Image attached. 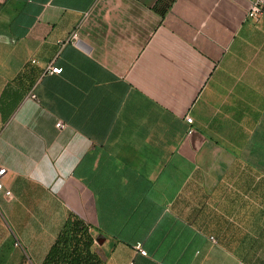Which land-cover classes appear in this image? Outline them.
Instances as JSON below:
<instances>
[{
  "label": "crops",
  "instance_id": "1",
  "mask_svg": "<svg viewBox=\"0 0 264 264\" xmlns=\"http://www.w3.org/2000/svg\"><path fill=\"white\" fill-rule=\"evenodd\" d=\"M254 1L0 0L6 214L57 234L81 218L105 264H264Z\"/></svg>",
  "mask_w": 264,
  "mask_h": 264
},
{
  "label": "rangeland",
  "instance_id": "2",
  "mask_svg": "<svg viewBox=\"0 0 264 264\" xmlns=\"http://www.w3.org/2000/svg\"><path fill=\"white\" fill-rule=\"evenodd\" d=\"M6 207V200L0 196V236H8L6 251L13 253V260L18 264H40L57 232L40 233L38 218L24 216L19 206H15L19 216H8Z\"/></svg>",
  "mask_w": 264,
  "mask_h": 264
},
{
  "label": "trees",
  "instance_id": "3",
  "mask_svg": "<svg viewBox=\"0 0 264 264\" xmlns=\"http://www.w3.org/2000/svg\"><path fill=\"white\" fill-rule=\"evenodd\" d=\"M95 241L93 227L81 218L70 215L42 264H105Z\"/></svg>",
  "mask_w": 264,
  "mask_h": 264
},
{
  "label": "built area",
  "instance_id": "4",
  "mask_svg": "<svg viewBox=\"0 0 264 264\" xmlns=\"http://www.w3.org/2000/svg\"><path fill=\"white\" fill-rule=\"evenodd\" d=\"M91 11H94V9ZM96 11L98 14L102 15L101 9L97 8ZM86 14L88 15L89 13L87 12ZM263 14H264V0H255L251 4L250 8L247 11V15L251 18H254V19H259ZM79 40H82V39H79V33L76 30L64 41V43L69 42V43H72L74 45H77ZM62 71H63V69L61 67L54 66L52 63H50L46 67V72L50 73V74H60ZM30 97L33 99H37V96L33 93L30 94ZM187 121L189 123H192L193 122L192 116H187ZM66 125L67 124L61 120L57 122V127L59 129L65 128ZM6 174H7V168L5 166L0 165V193L4 192L7 197H10L11 191L9 189H7L5 184H4V177ZM211 239L215 241L214 237H211ZM15 244L18 245L17 242ZM135 250H137L138 252H140L143 255H147V251L143 248V245L141 242H138L135 245Z\"/></svg>",
  "mask_w": 264,
  "mask_h": 264
},
{
  "label": "water",
  "instance_id": "5",
  "mask_svg": "<svg viewBox=\"0 0 264 264\" xmlns=\"http://www.w3.org/2000/svg\"><path fill=\"white\" fill-rule=\"evenodd\" d=\"M77 46L88 52L91 50V47L84 40H79Z\"/></svg>",
  "mask_w": 264,
  "mask_h": 264
}]
</instances>
